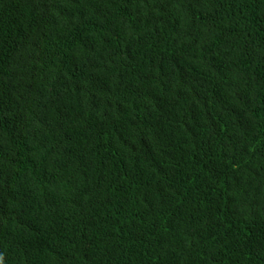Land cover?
Listing matches in <instances>:
<instances>
[{"label": "trees", "instance_id": "1", "mask_svg": "<svg viewBox=\"0 0 264 264\" xmlns=\"http://www.w3.org/2000/svg\"><path fill=\"white\" fill-rule=\"evenodd\" d=\"M0 264H264V0H0Z\"/></svg>", "mask_w": 264, "mask_h": 264}]
</instances>
